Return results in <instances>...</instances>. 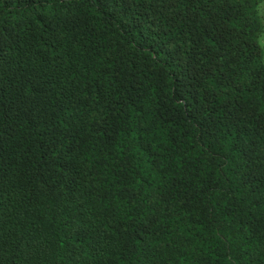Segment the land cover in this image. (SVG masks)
Listing matches in <instances>:
<instances>
[{
	"label": "trees",
	"instance_id": "trees-1",
	"mask_svg": "<svg viewBox=\"0 0 264 264\" xmlns=\"http://www.w3.org/2000/svg\"><path fill=\"white\" fill-rule=\"evenodd\" d=\"M264 0H0V264H264Z\"/></svg>",
	"mask_w": 264,
	"mask_h": 264
},
{
	"label": "rangeland",
	"instance_id": "rangeland-1",
	"mask_svg": "<svg viewBox=\"0 0 264 264\" xmlns=\"http://www.w3.org/2000/svg\"><path fill=\"white\" fill-rule=\"evenodd\" d=\"M259 43L261 44L262 48H263V52H264V31L262 33V35L259 38Z\"/></svg>",
	"mask_w": 264,
	"mask_h": 264
}]
</instances>
